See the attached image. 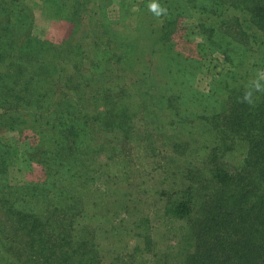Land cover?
<instances>
[{
    "label": "rangeland",
    "instance_id": "374dc122",
    "mask_svg": "<svg viewBox=\"0 0 264 264\" xmlns=\"http://www.w3.org/2000/svg\"><path fill=\"white\" fill-rule=\"evenodd\" d=\"M159 2L166 17L148 10L150 0H0V143L12 150L0 174L9 187L0 194V264H30L37 237L47 241L43 255L55 240L72 241L80 263L260 264L262 241L242 227L263 228L264 208L231 224L235 237L222 213L209 222L194 208L217 210L219 200L221 212L235 210L226 187L209 185L216 160L196 148L204 110L217 95L233 103L248 85L238 74L225 95L210 94L216 81L232 64L248 83L256 75L264 0ZM22 210L36 217L35 231L12 229ZM60 242L51 264L65 256ZM43 255L32 264H45Z\"/></svg>",
    "mask_w": 264,
    "mask_h": 264
},
{
    "label": "trees",
    "instance_id": "16d2710c",
    "mask_svg": "<svg viewBox=\"0 0 264 264\" xmlns=\"http://www.w3.org/2000/svg\"><path fill=\"white\" fill-rule=\"evenodd\" d=\"M255 37H257V31L252 37L253 42L257 43ZM26 46L28 45L26 44ZM256 49V52H258L261 59L251 62L250 67L263 69L264 42L261 41L260 44H257ZM233 65L234 64H232V68H234L233 71L228 72L222 78L218 79L210 94L221 93L225 95L227 93V89H229L227 81L230 82L229 85H231V82L238 84L240 83V80L242 84L244 82L248 84V82L244 81L243 78L248 77L250 75L249 72L243 67ZM173 68H175L174 65ZM238 74H242L243 78H241V76L239 77ZM237 77H239L240 80ZM29 81L31 80H26V83H29ZM243 86L244 89L240 91L239 88V90L236 91L238 93V97L233 101V103H230V101L225 97L217 95L215 99L216 107L213 109L208 108V110H204L205 114H203L209 119V121L202 125V130L199 132V134L201 132L205 133V135L202 136L205 140H203V144H200L198 148H196V152L204 151L205 154H203L209 160H216V163L220 162L218 165H216V163L210 164L211 166L209 167V172L214 174V178L209 185H217L218 187L222 185L223 187H226L225 189L228 190L229 193V196L227 195L228 198H234L232 200L234 205L232 206L235 210L234 212H221L223 205L220 206L221 203L219 200H217L212 202L217 210L212 209L211 204H208L204 201L199 205L195 204V212L198 215L200 214L201 218L205 217L207 221L209 220V222L217 221V218L222 213V218L228 225L225 229V235L231 237L236 236L235 232H233L234 229L231 227V224L236 227L237 224H239V218L250 213L252 209L258 208V213L262 214L263 212L261 209L264 208V93H256V96L259 97L257 103L254 107L249 106L239 102L240 97H242L245 91L246 85ZM3 97H5V92L3 93L0 91V102L4 101ZM1 104L2 103H0V105ZM106 114L107 112L103 113L102 115L105 116ZM4 119L5 118L3 117V121H0V127L6 125V121ZM11 151L12 150L0 143V174H5L7 165L10 161V154L12 155ZM237 157H239V159H236ZM3 182L4 181L2 180L0 188L1 195H4V193L9 189V187H7ZM56 184V180L53 181L49 189L56 188ZM230 187H232V190L229 189ZM190 190L191 189L188 188V192H190ZM51 191L53 190H47L46 192L54 196H60L59 198H62L61 191ZM227 196H225V198H227ZM2 202L4 207H8L7 210H10L14 207V204L9 203L8 200H4ZM56 203L57 201L53 203V210H57V206L55 205ZM186 203L184 202L179 204L178 209L180 210L181 215L189 213L190 206H188L189 204ZM242 206H245V209H243ZM207 208H211V211L207 212ZM174 210L175 209L172 208V211ZM202 212L203 214L201 216ZM10 213V216L14 215L13 211ZM23 213L24 212L22 210L16 214L20 215L18 220H14L13 218L17 228L14 226L12 229H16V232H19V230L22 232L35 231L39 227V224H37L35 221L36 217L30 216L28 219H26L25 216L27 214L23 215ZM173 213L177 214L176 212ZM236 217L237 219H235ZM52 225H55V223H52ZM242 230L243 236L246 235L245 237L259 238L264 246V227L256 228L254 231L252 229L245 230V228L242 227ZM39 238H31L32 244L30 246L37 248V252L29 253V255L24 257L25 259L29 260L30 264L33 263L32 258H37L35 255H43L42 253L45 251V244H47V241L43 239L40 241ZM60 241H65L66 253L65 256L63 255V259L61 260L58 261L56 258V264H79L80 262H78L75 258L74 252H71L67 246V244L73 245L74 243L70 240L64 239H58L55 240L54 243H50V246L47 249L48 255L46 252L43 255L45 258L44 263L51 264L49 260H53V258H55V253L52 250L60 246ZM79 250L83 251V248L80 247ZM84 258L80 260L82 261L80 264L92 263L91 259L88 260L86 256ZM263 260L264 257H261L257 261L258 263L262 264Z\"/></svg>",
    "mask_w": 264,
    "mask_h": 264
},
{
    "label": "clouds",
    "instance_id": "9594fccd",
    "mask_svg": "<svg viewBox=\"0 0 264 264\" xmlns=\"http://www.w3.org/2000/svg\"><path fill=\"white\" fill-rule=\"evenodd\" d=\"M147 7L156 18L168 15V8L162 5L159 0H150ZM262 82H264V69H258L255 77L245 86V91L239 102L254 107L259 99L256 93H264V83Z\"/></svg>",
    "mask_w": 264,
    "mask_h": 264
}]
</instances>
